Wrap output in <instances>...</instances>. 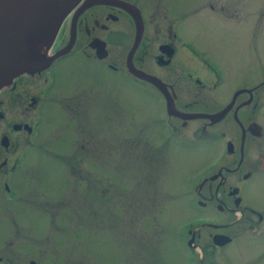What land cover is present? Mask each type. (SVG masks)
<instances>
[{
  "label": "flooded vegetation",
  "instance_id": "obj_1",
  "mask_svg": "<svg viewBox=\"0 0 264 264\" xmlns=\"http://www.w3.org/2000/svg\"><path fill=\"white\" fill-rule=\"evenodd\" d=\"M85 2L79 1L66 16L50 53L58 52L73 36L71 48L47 68L18 75L0 89V204L13 225L11 235L3 240L5 249L1 246V250H5L6 255L0 254V262L36 263L31 256L28 259L18 257L25 256L22 251L31 244L20 240L22 226L19 229L11 209L30 191L23 192L21 188V175L29 174L23 162L29 147L36 149L46 145L38 141L51 108H58L66 116L68 103L78 107L80 113L83 110L84 105L70 101L68 95H57L58 88H62L56 87L60 82V67L74 59L96 66L99 62L111 72L122 75L134 89L145 93L142 124L146 136L141 144L145 165L154 167L170 162L173 156L180 160L184 150L198 149L201 158L206 156L203 165V168L207 167L206 171L203 170L196 179L192 178L195 171L186 176L189 190L183 195L189 206L209 213L188 217L183 223L174 220L171 230L167 228L170 235L187 248L190 259L199 264L206 259L210 263L221 262L218 252H224L237 239L240 228L241 232L252 229L253 235L246 234V237L264 236V205L250 201L256 192L260 194L264 184V75L239 78L234 84L230 82L231 85L225 83L218 62L198 49L193 39L183 36L178 28L187 15L195 17L198 8L189 14L182 12L173 16L166 5L157 0H97L84 6ZM198 3H205L208 14L235 20L241 27V19L230 18L231 10L233 16L237 14L236 4L231 8L228 0ZM127 7L133 14L126 10ZM245 9L239 5L240 14L245 13ZM137 13L142 23L139 39ZM254 15L252 23L261 25L262 20H256V12ZM261 17H264V9L258 19ZM191 25L184 31L192 32ZM120 42H124L127 52L123 63L118 64L112 58L111 45ZM97 45H102L99 51ZM137 71L153 77L156 83L140 77ZM94 72L97 73V67ZM56 100L62 103L60 107ZM150 137L156 148L151 147ZM45 148L48 149L47 145ZM203 148L209 149L211 155H202ZM51 154L59 157L60 153ZM131 155L135 160V154ZM81 159L74 148L64 162L70 165ZM194 181V193L191 194ZM36 182L44 183L42 179ZM172 186L174 188L167 190L171 198L178 193L176 184L172 183ZM146 187L148 190L149 185Z\"/></svg>",
  "mask_w": 264,
  "mask_h": 264
},
{
  "label": "rangeland",
  "instance_id": "obj_2",
  "mask_svg": "<svg viewBox=\"0 0 264 264\" xmlns=\"http://www.w3.org/2000/svg\"><path fill=\"white\" fill-rule=\"evenodd\" d=\"M157 1L173 16L198 8L195 17L187 15L178 28L218 62L226 84L264 75V17L258 19L263 0H228L230 6L238 7L234 16L230 11V18L241 19V27L235 20L208 14L205 3H198L202 0ZM241 4L246 8L242 14ZM255 12L261 25L252 23ZM189 24L192 32H185ZM126 52L124 42L111 45L118 64ZM72 61L60 67L56 87L62 88L57 95H68L70 101L84 105L83 110L80 113L68 103L67 117L51 108L38 141L49 151L46 145L27 150L23 165L29 174L21 175V188L30 191L11 209L19 229L22 226L20 240L31 244L19 259L31 256L35 264H199L167 228L171 230L174 220L183 223L188 217L209 213L189 206L183 195L189 190L186 176L195 171L192 178L196 179L206 171V156L201 158L198 149L190 150L194 153L184 150L187 153L183 151L180 160L173 156L170 162L145 165L141 156L146 136L142 124L145 93L99 62L96 66L81 59ZM74 112L78 113L73 116ZM73 147L83 159L75 164L73 159L66 166ZM209 151L203 148L201 154L211 155ZM51 152L60 153L59 157ZM39 179L44 183L35 184ZM172 183L178 193L171 198L167 190L174 188ZM259 193L250 199L252 204L264 205V184ZM3 208L0 204V254L6 255L1 246L5 249L3 240L11 235L13 225ZM241 231L224 252H218L221 262L206 259L202 264H264V236L252 238V229Z\"/></svg>",
  "mask_w": 264,
  "mask_h": 264
},
{
  "label": "water",
  "instance_id": "obj_3",
  "mask_svg": "<svg viewBox=\"0 0 264 264\" xmlns=\"http://www.w3.org/2000/svg\"><path fill=\"white\" fill-rule=\"evenodd\" d=\"M79 1L0 0V89L20 74L45 69L56 57L71 48L73 36L57 53H50L64 19ZM96 1L86 0L84 6ZM126 10L133 14L130 8L127 7ZM137 15L139 17L138 13ZM134 18L136 20L135 14ZM136 23L139 39L142 31L140 17ZM101 47L102 45L98 46V51ZM136 73L156 83L153 77L139 71Z\"/></svg>",
  "mask_w": 264,
  "mask_h": 264
}]
</instances>
